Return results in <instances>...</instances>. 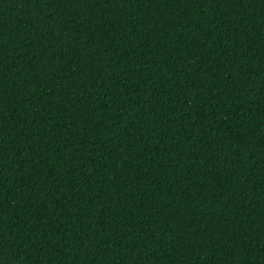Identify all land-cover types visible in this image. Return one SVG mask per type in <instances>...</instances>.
<instances>
[{
    "label": "trees",
    "instance_id": "1",
    "mask_svg": "<svg viewBox=\"0 0 264 264\" xmlns=\"http://www.w3.org/2000/svg\"><path fill=\"white\" fill-rule=\"evenodd\" d=\"M0 264H264V0H0Z\"/></svg>",
    "mask_w": 264,
    "mask_h": 264
}]
</instances>
